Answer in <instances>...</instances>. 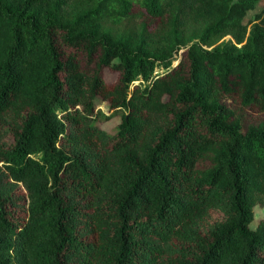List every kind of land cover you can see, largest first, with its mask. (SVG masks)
I'll list each match as a JSON object with an SVG mask.
<instances>
[{
	"label": "trees",
	"instance_id": "1",
	"mask_svg": "<svg viewBox=\"0 0 264 264\" xmlns=\"http://www.w3.org/2000/svg\"><path fill=\"white\" fill-rule=\"evenodd\" d=\"M256 205L264 0H0V264H264Z\"/></svg>",
	"mask_w": 264,
	"mask_h": 264
},
{
	"label": "rangeland",
	"instance_id": "2",
	"mask_svg": "<svg viewBox=\"0 0 264 264\" xmlns=\"http://www.w3.org/2000/svg\"><path fill=\"white\" fill-rule=\"evenodd\" d=\"M260 8V7H259ZM255 12H250L246 18L245 21H248L249 19H252V17L254 16ZM229 36L225 37V39H228ZM110 112L108 111V104H102V106L100 107V113L98 114L97 120H95L96 124L106 130L107 132L114 134L117 132L118 130V123L120 121V115H116L113 117H110L109 119H105V115H109ZM264 219V206L263 205H256L254 207V219L250 224V228L254 229L258 222L260 220Z\"/></svg>",
	"mask_w": 264,
	"mask_h": 264
}]
</instances>
